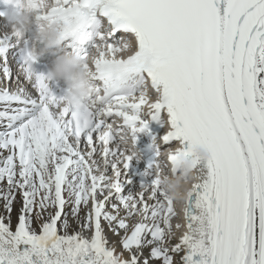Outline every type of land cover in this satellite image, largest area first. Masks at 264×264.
<instances>
[{"label":"snow or ice","instance_id":"obj_1","mask_svg":"<svg viewBox=\"0 0 264 264\" xmlns=\"http://www.w3.org/2000/svg\"><path fill=\"white\" fill-rule=\"evenodd\" d=\"M26 4L37 21L63 25V47L92 69V92L62 106L64 90L54 94L31 64L32 40L17 59L13 35H0V264H264V0ZM10 52L38 96L11 74ZM139 134L153 155L141 191L124 194ZM173 143L169 162L196 145L209 153L195 162L188 231L175 244L158 160Z\"/></svg>","mask_w":264,"mask_h":264},{"label":"clouds","instance_id":"obj_2","mask_svg":"<svg viewBox=\"0 0 264 264\" xmlns=\"http://www.w3.org/2000/svg\"><path fill=\"white\" fill-rule=\"evenodd\" d=\"M4 7L0 9V18H3L9 29L8 34L18 38H24L25 33L30 30L32 24L36 25V31L31 43L28 44L26 52L31 55L33 66L37 58V46L42 45L41 51L55 50L54 59L50 62L47 70L42 72L44 78L49 82H63L65 100L61 101L62 106L66 104L81 103L92 92L90 84L92 69L85 67V60L80 55L68 51L62 44L63 25L57 22L37 21L33 11L22 0H0ZM48 0H42V8H47ZM105 27L103 22L101 28ZM25 43H28L26 40ZM128 51H122L116 58L129 55ZM178 146L177 151H182ZM207 149L202 145L193 147L189 155L177 156L174 162H170L171 168L177 169V175L161 176L163 190L169 199L182 204L187 185L198 180V169L195 162L208 157Z\"/></svg>","mask_w":264,"mask_h":264},{"label":"bare ground","instance_id":"obj_3","mask_svg":"<svg viewBox=\"0 0 264 264\" xmlns=\"http://www.w3.org/2000/svg\"><path fill=\"white\" fill-rule=\"evenodd\" d=\"M148 97V96H147ZM150 102V101H149ZM169 147H172V146H169ZM161 163V162H160ZM169 161L165 162V163H161L162 164V167H163V174L165 175H169L170 171H171V165L168 164ZM120 167V165H119ZM122 172V176H121V179L123 180L125 177L123 176V170H121ZM141 173H143L141 171ZM109 175L111 174L110 171L108 173ZM128 175H129V179H131V175H132V170H129L128 172ZM144 179V177H142L140 175V180ZM191 186V184L187 185V189H189ZM131 191L133 194L135 193H138L141 191L140 187H139V184L137 183H132L131 185H126L125 188H124V194H128V192ZM149 193H145V199H147V196H148ZM113 203H116V201L113 199L112 200ZM149 203H152V201H149ZM174 210L177 212V216L173 217L172 220H171V224H172V229H173V232H174V237L171 241L172 244H175L177 243V239L183 235L186 231H188L187 227H186V221L184 219V216H183V211H182V204H178L176 202H174ZM70 209L69 208H65V211H69ZM110 210V208H109ZM83 211H81V216H83ZM132 223V221H130V224ZM179 224L180 227L177 228L176 225ZM75 227V224L73 223V228H70L68 229L69 233H71L73 231ZM104 234L107 236V239H108V242H109V246H115L116 247V251L119 252L120 251V247H119V244H118V241L120 239L119 236H114L108 229L107 225L104 224ZM85 235H88V233H85ZM121 235H123V233L121 232ZM145 254H147V250L145 251ZM125 256H127V253L124 254ZM180 255H183V253H181ZM178 259V257H177Z\"/></svg>","mask_w":264,"mask_h":264}]
</instances>
